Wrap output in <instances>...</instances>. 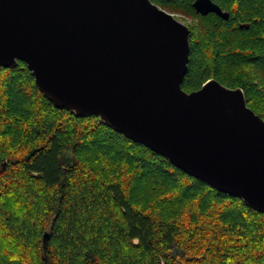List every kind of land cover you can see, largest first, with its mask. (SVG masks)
<instances>
[{
  "label": "trees",
  "instance_id": "trees-1",
  "mask_svg": "<svg viewBox=\"0 0 264 264\" xmlns=\"http://www.w3.org/2000/svg\"><path fill=\"white\" fill-rule=\"evenodd\" d=\"M150 1L192 20L182 89L239 87L264 119V0ZM0 264H264V212L56 108L19 60L0 66Z\"/></svg>",
  "mask_w": 264,
  "mask_h": 264
},
{
  "label": "water",
  "instance_id": "water-1",
  "mask_svg": "<svg viewBox=\"0 0 264 264\" xmlns=\"http://www.w3.org/2000/svg\"><path fill=\"white\" fill-rule=\"evenodd\" d=\"M193 7L228 16L212 0ZM189 48L188 26L150 0H0V66L24 62L56 108L97 115L264 212V119L239 87L184 91Z\"/></svg>",
  "mask_w": 264,
  "mask_h": 264
},
{
  "label": "rangeland",
  "instance_id": "rangeland-1",
  "mask_svg": "<svg viewBox=\"0 0 264 264\" xmlns=\"http://www.w3.org/2000/svg\"><path fill=\"white\" fill-rule=\"evenodd\" d=\"M173 16L186 25L192 21L191 18L182 13H173Z\"/></svg>",
  "mask_w": 264,
  "mask_h": 264
},
{
  "label": "flooded vegetation",
  "instance_id": "flooded-vegetation-1",
  "mask_svg": "<svg viewBox=\"0 0 264 264\" xmlns=\"http://www.w3.org/2000/svg\"><path fill=\"white\" fill-rule=\"evenodd\" d=\"M214 3H216L214 0H212ZM217 4V3H216Z\"/></svg>",
  "mask_w": 264,
  "mask_h": 264
}]
</instances>
